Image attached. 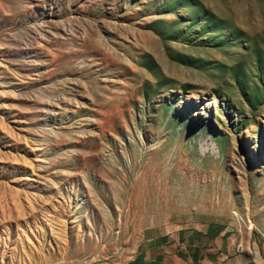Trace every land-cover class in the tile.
<instances>
[{
    "label": "rangeland",
    "instance_id": "374dc122",
    "mask_svg": "<svg viewBox=\"0 0 264 264\" xmlns=\"http://www.w3.org/2000/svg\"><path fill=\"white\" fill-rule=\"evenodd\" d=\"M192 226L264 264V0H0V264Z\"/></svg>",
    "mask_w": 264,
    "mask_h": 264
},
{
    "label": "crops",
    "instance_id": "0c3cea01",
    "mask_svg": "<svg viewBox=\"0 0 264 264\" xmlns=\"http://www.w3.org/2000/svg\"><path fill=\"white\" fill-rule=\"evenodd\" d=\"M129 264H246L239 245L213 228L149 227Z\"/></svg>",
    "mask_w": 264,
    "mask_h": 264
}]
</instances>
